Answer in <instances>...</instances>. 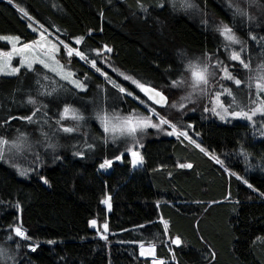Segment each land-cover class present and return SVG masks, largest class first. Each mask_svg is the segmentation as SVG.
<instances>
[{"label": "trees", "instance_id": "trees-1", "mask_svg": "<svg viewBox=\"0 0 264 264\" xmlns=\"http://www.w3.org/2000/svg\"><path fill=\"white\" fill-rule=\"evenodd\" d=\"M39 25L88 60L59 51L84 89L41 64L0 75V136L28 144L14 161L0 158V247L12 264H152L141 244L154 245L162 264H264V114L221 119L211 111L223 89L230 110L263 99L264 0H0L1 51L10 48L3 36L29 42ZM225 25L239 41L233 47ZM217 61L241 84L222 79ZM204 64L215 75L191 92L189 65ZM65 107L82 118L64 117ZM152 109L191 139L169 135L166 124L133 135L103 129V118L128 114L158 124ZM131 146L143 157L135 167ZM105 160L113 163L102 170Z\"/></svg>", "mask_w": 264, "mask_h": 264}, {"label": "snow or ice", "instance_id": "snow-or-ice-1", "mask_svg": "<svg viewBox=\"0 0 264 264\" xmlns=\"http://www.w3.org/2000/svg\"><path fill=\"white\" fill-rule=\"evenodd\" d=\"M21 12H23V9H21ZM24 15L27 16V13H24ZM29 19H31V17H29ZM29 27H32V25L30 24ZM39 29H43V25H39ZM33 31H38V29L37 28H33ZM220 31H221V34L225 37V39L227 41H229L231 43H239V41L236 39L235 35L232 33V29L229 28L227 25L223 26V28ZM40 36H41V38H43L44 37V33L40 32ZM5 39H8V38H5ZM14 39L17 40V41L19 40L18 37L14 38ZM253 39H255V37H253ZM82 41H83V37H79V38H77L75 40V43L76 44H80ZM34 43H38V42H34ZM60 43L63 44L62 41ZM31 47H32V45H29V44L23 45V49H28V48H31ZM52 47L56 51L59 50L56 47V45H53ZM64 47L67 49V54L69 56L76 55V56L80 57L83 60H86V61L88 60L86 54L81 52L80 50L75 49V48H71V47H69L66 44L64 45ZM104 47H105V49L107 51H111V49L108 48L107 45H105ZM23 49H21V51ZM99 54H100L99 51H97V55H99ZM4 55H10V54H4ZM230 59L239 61L245 68L249 67V65L247 63H245L244 60L241 59V56H240L239 52H233L231 54V56H230ZM88 62L91 63L93 67H96L95 60L88 61ZM40 63L43 64L44 61L41 60ZM221 63L222 62L217 61L216 64L214 65L215 68L220 69V71H222L224 73V76L221 77V78L222 79L233 80L236 85H240L241 81L239 79H235L232 76V74L228 71L227 67H221ZM27 66L29 68H31L32 64L29 63ZM44 66L48 67L47 64H44ZM54 70L55 69H53V71ZM96 70L100 71L99 68H97ZM189 70L191 71V77H192V81H193L192 87L194 89L200 87L201 85L207 86L209 84V77L215 75V72H210L208 64H204L203 67L189 65ZM0 71H2V70H0ZM18 71H19V69L14 68V69L11 70V72L5 73V74H15ZM121 75H123V73H121ZM71 76H72V73L69 72L63 78L64 79H69ZM125 79H132V78L131 77H125ZM262 79H264V77H262ZM71 82L74 83L79 88H83L84 87V85L81 84L79 81L73 80ZM110 82H112V81H110ZM132 82L134 84H136L137 87H139L141 89V91L145 92V94L149 96V99L153 100L156 104L164 105V104L167 103V97H165L161 92H158V91H156L153 88L146 87L145 85L140 84L138 81L133 80ZM182 83H183V81H173V86H178L179 84H182ZM114 86L119 87L118 85H115V84H114ZM257 88H259L261 90H264V83H258L257 84ZM120 91L121 92H125L126 90L124 88H120ZM224 93H226L229 96L232 95L230 89H223L222 92L216 93L215 103H216V105L218 107H220L222 109V111L225 114H229L228 113V109L225 108L223 103L220 101V96L222 94H224ZM128 94L131 95V93H128ZM28 102L29 103H35V101L31 100V99ZM172 106L176 107L175 104H173ZM180 107L182 108V107H184V105L181 104ZM205 110L207 111L208 109H205ZM151 111L153 113H155V109H152ZM211 111L214 114H216V115H221L220 112L216 111V107H213L211 109ZM70 112L72 113V118H74V119L82 118V117L76 116L75 115V110L70 109L68 107H65V109H64V117H67ZM257 113L264 114V106L255 108L254 110L251 111V114H249V112L240 111V112H232V113H230V115H232L234 117H243V118H246L248 120H252V117L254 115H256ZM155 114L159 115L158 113H155ZM33 115H35V113H33ZM223 118H224V116H221V119H223ZM22 119H27V120L31 121L32 120V116L23 117ZM163 124H170V121L167 120L166 118L161 117L159 123L157 124V123H152L151 117H138L136 119H133L132 117H128V118H125L124 129L126 130L128 135H133L138 129H143V128H146V127H149V126H151L153 128H159L160 125H163ZM171 127L173 129V132H176V125L175 124H171ZM112 130L115 131V129H112ZM64 131L71 132V131H73V129L72 128H65ZM105 131H109V128L107 127V125H105ZM172 134L173 133H169V135H172ZM179 135L187 137V132H180ZM189 139H191V138H189ZM191 142L195 144V141H191ZM8 144H9V142L7 140L0 139V155H2L3 146L8 145ZM196 147H200V145L197 144ZM129 151H131V150H129ZM201 151H205V150L201 149ZM131 154L133 156L132 164H133L134 167L137 166L138 164H142L143 163V157L140 156L138 152L132 151ZM212 158L215 159L217 163H222V161H220L217 157L213 156ZM116 159L119 160V159H121V157L118 156V157H116ZM112 163H113L112 160H105L104 163H102L100 165V168L103 169V168L110 167L112 165ZM180 166L181 167H189V168L192 167L191 164L180 165ZM44 182L47 183V180H45ZM245 183H247V181H245ZM249 187H251V185H249ZM109 199L104 200L103 203L108 204L109 208H110L111 205L109 204ZM91 223L93 225H95L96 221L93 220V221H91ZM103 227H104V230L107 231V229H108L107 223H105L103 225ZM166 229H167V223L165 222V230ZM14 231H15V234L17 236L22 237L24 239L28 238L26 236V234L21 230L20 227L15 228ZM105 239H106V237H105ZM172 243H174L176 245H180L181 240L177 237L176 239L172 240ZM154 247L155 246L153 245V246H150L147 249H145V246L143 244H141L140 245V248H141L140 255L144 256V255L154 254ZM32 250L35 251V248H32ZM153 264H156V261H153ZM161 264H162V262H161Z\"/></svg>", "mask_w": 264, "mask_h": 264}, {"label": "rangeland", "instance_id": "rangeland-1", "mask_svg": "<svg viewBox=\"0 0 264 264\" xmlns=\"http://www.w3.org/2000/svg\"><path fill=\"white\" fill-rule=\"evenodd\" d=\"M36 28L38 29V36L34 40H31L29 42L20 43V40L17 41L14 39V38H16V36H3L2 37L3 39L8 38L6 40L9 41L10 48L8 50H5V51L0 50V70H2V71H0V75L5 74V73H9L14 68H17V69H19L20 67L29 68L27 66L29 63L32 64V67L35 64H41L42 66H44V64H47L48 67H45V66L44 67L46 69L54 72L55 74H57L62 79H64L63 77L66 76L69 72H71L72 76L69 79H64V80L68 81L70 84H72L74 87H76L78 89H84V87L79 88L74 83L71 82V81L75 80V81H79L81 84H83L74 75V73L63 64V62L59 58V51L61 48L67 53V49L64 47L65 44L64 43L61 44L60 41L54 35L50 34L49 32L45 31L44 29H39L38 26ZM40 32L44 33L43 38H41ZM34 42H38V43H34ZM227 43L230 47H233L236 44V43H231L229 41H227ZM25 44L32 45V47L28 48V49H23V45H25ZM53 45H56V47L59 50L58 51L54 50L52 47ZM69 47H71V46H69ZM71 48H73V47H71ZM21 49H23V50L21 51ZM4 54H10V55H4ZM41 60L44 61L43 64L40 63ZM53 69H55V70L53 71ZM258 77H259V80H257L256 85L258 83L264 81V79H262V77H264V70L259 74ZM189 79H190L189 89L191 92H198L200 90H201V92H203L202 89L204 88V85H201L200 87L195 88V89L192 87L193 81H192V77H191V71L189 73ZM130 80L133 81V79H130ZM134 85L137 87L136 84H134ZM137 88L141 91V89L139 87H137ZM258 90H261V89L258 88ZM261 91L264 94V90H261ZM143 93L145 94V92H143ZM216 93H218V92H216ZM216 93L211 98V109L213 107H216V111L220 112V114H221V115H217V116H219V117L224 116L223 119L234 118V116L230 115V113L243 111V110H230V108L228 106L223 104L224 107L228 109V113H229V114H225L222 111V109L220 107H218L215 103ZM220 101L223 103L221 96H220ZM262 106H264V95H263V99L261 101H257L256 105L254 107H252L250 110H247V111L244 110V112H249V114H251L252 110H254L257 107H262ZM260 114L261 113H257L254 116H257ZM71 115H72V113L70 112L69 116H71ZM128 117H132L133 119H136L138 117H147V116H136L134 114H128V115H123L121 117H118V116L105 117L102 120L103 129L105 130V125H107V127L109 128V131H107L108 133L113 134L114 136L123 135V134L125 135V134H127V132L124 129V121H125V118H128ZM156 118L160 121L161 117L157 116ZM238 118L248 120V119L243 118V117H238ZM171 124L172 123L166 124L167 127L169 128V130H168L169 133H173L175 135H178L180 132H183L177 126H176V132H173ZM112 129H115V131H113ZM185 138L188 139V137H185ZM0 139L7 140L9 142L8 145L3 146V152H2V155H0V158L6 159V160H13L14 161L16 159V157L18 155H21L23 150L27 149V147H28L26 139L22 135H16L13 138H6V137L0 136ZM129 150H131V151H129L130 153H132V151H135V152H138L140 155V150L134 146H131L129 148ZM132 160H133V156L131 154V161ZM101 164H99V168H100ZM109 168L110 167L103 168V169L100 168V169L107 170ZM106 205H107V207H109L108 204H106ZM15 228H17V227H15ZM145 249H147V248H145ZM0 258L3 259L5 261V263H8V262H10L11 264L14 263V260H12L11 257L7 256V250H5L2 247H0ZM152 264H153V262H152Z\"/></svg>", "mask_w": 264, "mask_h": 264}, {"label": "crops", "instance_id": "crops-1", "mask_svg": "<svg viewBox=\"0 0 264 264\" xmlns=\"http://www.w3.org/2000/svg\"><path fill=\"white\" fill-rule=\"evenodd\" d=\"M144 246H145V248H148V247L153 246V245H144ZM140 252H141V248H140ZM144 256H149V257L153 258V261H156V264H161V262H162L161 259H158L155 257V247H154V254H149V255H144Z\"/></svg>", "mask_w": 264, "mask_h": 264}]
</instances>
